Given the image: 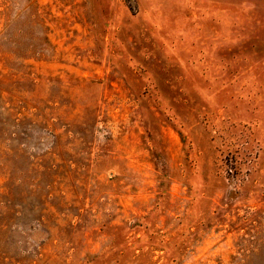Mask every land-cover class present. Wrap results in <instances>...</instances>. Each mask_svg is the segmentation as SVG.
<instances>
[{
	"label": "rangeland",
	"instance_id": "374dc122",
	"mask_svg": "<svg viewBox=\"0 0 264 264\" xmlns=\"http://www.w3.org/2000/svg\"><path fill=\"white\" fill-rule=\"evenodd\" d=\"M0 264H264V0H0Z\"/></svg>",
	"mask_w": 264,
	"mask_h": 264
}]
</instances>
